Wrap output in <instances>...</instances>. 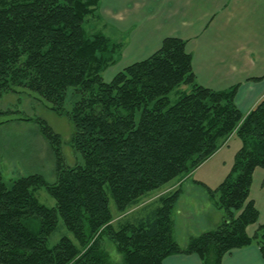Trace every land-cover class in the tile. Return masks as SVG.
Wrapping results in <instances>:
<instances>
[{"label":"trees","instance_id":"1","mask_svg":"<svg viewBox=\"0 0 264 264\" xmlns=\"http://www.w3.org/2000/svg\"><path fill=\"white\" fill-rule=\"evenodd\" d=\"M100 1L0 0V98L22 89L38 94L73 125L70 145L82 157L66 164L63 138L46 120L19 119L38 125L57 178L48 183L33 174L8 185L0 175V264H120L107 242L121 264H162L180 254L222 264L230 251L254 244L264 259V224L247 234L259 221L250 193L255 171L264 169V98L244 115L236 105L238 86L199 85L186 42L174 37L107 82L103 74L120 61L123 45L88 31ZM182 86L191 90L172 103L170 95ZM232 137L242 146L229 174L216 189L205 187L223 222L181 247L174 214L183 188L137 208L151 193L191 176ZM41 189L55 208L39 202ZM111 199L121 215L116 225ZM60 222L75 241L65 236L49 246Z\"/></svg>","mask_w":264,"mask_h":264},{"label":"crops","instance_id":"2","mask_svg":"<svg viewBox=\"0 0 264 264\" xmlns=\"http://www.w3.org/2000/svg\"><path fill=\"white\" fill-rule=\"evenodd\" d=\"M89 19L109 38L124 44L120 61L112 66L120 71L151 57L166 38L174 37L186 42L199 85L213 91L238 86L236 105L244 115L264 98V0H101ZM233 139L211 159L230 147ZM196 171L187 179L189 187L179 188L186 190L185 201L192 189L203 187L209 207L205 203L198 213L191 212L190 221L184 212H177L182 220H188L187 226L194 222L198 227L189 231L187 226L178 230L175 225V237L181 247H186L190 238L214 230L223 222V213L205 189L213 188L204 181L205 175L204 180L194 179ZM250 199L259 212V221L247 228L252 237L264 224V169H257L253 175ZM162 264L203 263L197 255L180 254L166 258ZM222 264H264V259L254 244L230 251Z\"/></svg>","mask_w":264,"mask_h":264},{"label":"rangeland","instance_id":"3","mask_svg":"<svg viewBox=\"0 0 264 264\" xmlns=\"http://www.w3.org/2000/svg\"><path fill=\"white\" fill-rule=\"evenodd\" d=\"M89 18L86 22L88 31L90 33L97 32L105 34V31L100 28L93 19ZM109 39L118 43V41H115L112 38ZM122 45L124 49V44ZM118 71H120L119 67H111L103 74V77L109 82ZM190 90V86H182L179 90L173 92L170 95L172 103H175L178 100L182 92H189ZM50 106L51 104L41 98L38 94L23 89L19 90L17 94H7L0 98V111L8 112L7 114L0 116V122L9 121L0 126V175L8 185H11L13 181L20 177L33 174L44 176L48 183H54L57 178L55 158L48 142L41 136L38 125L35 122L20 121L19 119L22 117H40L46 120L54 131L63 138V154L66 164L71 166L77 163H82L81 155L74 152L70 145L74 132L73 125L67 117L52 112L49 109ZM239 145L242 146L241 141L238 138L233 139L230 143V147L226 148L221 154L213 159H209L208 162L200 167V169L198 168L199 170L196 171L194 179H203V175H205L207 178H204L206 180H203L206 181V184L209 187L216 189L224 181L227 169L231 168V165L234 163L235 155L239 151ZM188 178L191 177L187 176L178 179L164 186L162 189L151 193L142 200L140 203L141 206L137 208V211H139L142 206L155 202L161 194L175 191L179 189L181 185H186L188 188L189 185L187 184L189 183H186ZM192 190L193 193L190 198L188 199L185 197L184 201V196H187V194L186 190L183 188L181 197L177 202L174 222L178 230L185 229L187 226L186 223L188 220H191L189 217H193L191 212L194 213L196 210L198 213L205 203V206L209 207L204 188L198 187ZM36 197L41 204L48 208H55L57 206L56 201L45 189L39 190L36 193ZM110 206L115 217L114 224L116 225L121 220V215L118 214L116 205L112 199ZM179 210L184 212V217H188V220L184 221L179 214L177 215ZM187 227L191 228L189 231H193V228L194 230L198 229L194 222ZM192 235L196 234L193 233ZM65 236H68L75 241L73 235L60 222L58 228L49 239V246L56 245L59 240ZM106 249L114 263H122L121 255L117 252L113 243L107 242Z\"/></svg>","mask_w":264,"mask_h":264}]
</instances>
